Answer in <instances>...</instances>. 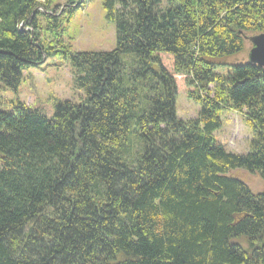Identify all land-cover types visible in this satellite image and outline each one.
Segmentation results:
<instances>
[{"label": "trees", "instance_id": "obj_1", "mask_svg": "<svg viewBox=\"0 0 264 264\" xmlns=\"http://www.w3.org/2000/svg\"><path fill=\"white\" fill-rule=\"evenodd\" d=\"M84 1L0 0V84L60 59L84 93L50 119L0 109V264H264V69L221 62L264 33V0H101L115 48L73 52ZM222 110L253 131L247 153L214 139Z\"/></svg>", "mask_w": 264, "mask_h": 264}, {"label": "rangeland", "instance_id": "obj_2", "mask_svg": "<svg viewBox=\"0 0 264 264\" xmlns=\"http://www.w3.org/2000/svg\"><path fill=\"white\" fill-rule=\"evenodd\" d=\"M67 0H57L56 4L63 7ZM53 6V5H52ZM253 34L244 36V50L236 56L221 61L224 64L236 65L248 62L251 45L248 41ZM66 40L69 39L73 52H110L115 48L114 26L105 19L101 0H87L80 3L73 17L66 26ZM166 70L174 73L173 61L162 58ZM227 67L224 68V74ZM177 86L175 98V112L180 120H194L199 111V105L189 100L184 77L174 75ZM84 98L82 90L76 88V81L71 74L70 67L60 59L47 61L38 68H31L22 73L19 87L15 92L5 89L0 84V109L9 112L11 102H18L38 110L47 119H50L55 107L65 101L79 104ZM221 126L213 133L214 139L221 144L226 152L242 155L250 150V142L254 134L245 123L244 117L234 111L220 112ZM241 175V173H238ZM249 186L253 192H260L264 183L257 176L249 177ZM247 245L246 242H241Z\"/></svg>", "mask_w": 264, "mask_h": 264}, {"label": "water", "instance_id": "obj_3", "mask_svg": "<svg viewBox=\"0 0 264 264\" xmlns=\"http://www.w3.org/2000/svg\"><path fill=\"white\" fill-rule=\"evenodd\" d=\"M248 41L251 44V49L247 63L264 69V33L252 36Z\"/></svg>", "mask_w": 264, "mask_h": 264}]
</instances>
